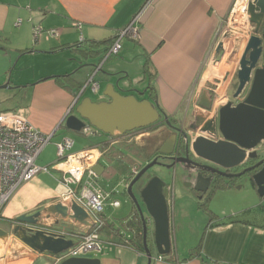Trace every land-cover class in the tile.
I'll use <instances>...</instances> for the list:
<instances>
[{"label":"crops","instance_id":"crops-1","mask_svg":"<svg viewBox=\"0 0 264 264\" xmlns=\"http://www.w3.org/2000/svg\"><path fill=\"white\" fill-rule=\"evenodd\" d=\"M248 2L0 0V72H3L0 74V84L5 83L1 88L10 89L6 85H9L11 78L12 84L21 86L17 95L22 100L12 110L20 111L34 128L44 134L51 133L56 126H59L56 131H68L60 122L80 90L86 87V91L97 99H93L86 91L85 96L100 101L105 99L103 91L109 84L115 85L122 94L155 100L166 115L180 121L177 112L189 106L193 107L194 114L197 108H202L198 100L203 95L208 98L213 91V96L228 93L248 34L242 40L241 52L233 56L226 53L225 48L217 51L216 45L221 40L220 34L229 29V22L225 23L229 18H233L235 29L239 32L248 31ZM244 5L246 12L243 11ZM232 8L234 13L230 15ZM130 23L136 32L133 36L124 37L119 51L104 59L103 48L108 46L106 42L113 40L116 33ZM36 26L43 31L35 38L33 29ZM48 29L57 30V35L47 37L45 30ZM82 40L97 42L100 53L85 58L87 60L82 58L71 49V46ZM23 59H27L29 65L18 68L13 76L9 71L7 77V68L12 66L13 61L17 64ZM100 64L94 78L98 82V90L93 92L87 81L95 66ZM14 67L11 68L13 71ZM70 72L78 80H83L82 87L76 93L64 86L57 76ZM212 82H216V85L209 89ZM11 92L15 90L11 89ZM167 100H176V103L171 108H165ZM179 100L182 101L177 104ZM181 104L182 107L176 109ZM199 133L197 129L196 134ZM96 134L101 139L93 147L101 150L98 164L103 167L101 174L97 175L99 184V179L106 177L107 168L112 162L103 155L106 148L118 145L132 160L127 170L117 175H107L106 178L107 190L114 192L117 189V193L122 192L134 164V158L127 149V143H132L119 135L120 144L117 136H109L100 131ZM64 136L67 134L60 139ZM57 163L55 161L51 164L52 169L60 172L56 180L45 183L41 178H32L15 191L2 208L1 228L9 230L13 219L19 214H30L58 200L63 188L60 165L54 168ZM242 188L244 192L238 194ZM185 191L195 197L194 189L186 187ZM214 194L216 197L225 195L226 202L214 211L209 201L210 211L216 216L211 220L205 212L207 217L202 235L199 237L198 228L191 227L192 235L196 234L195 239L189 240L187 244L182 243L174 236L171 223V252L161 260H153L151 264H264V196H259L250 182L243 184L239 180L233 182L232 186L218 189ZM112 195V198H116L115 192ZM177 201H173L172 205L175 213L184 209ZM127 205V215L131 216L132 209ZM197 209H200L198 205ZM54 221L55 217L46 220V223ZM60 227L73 229L76 225L74 220L60 218L57 224L48 228ZM100 238L103 244L102 255L98 257L100 264H146L144 252L118 245L116 238L107 231H101ZM197 245L200 246L199 250L190 256ZM156 255L154 250L153 257ZM55 259L53 254L31 249L10 231L7 236H0V264H58L54 262Z\"/></svg>","mask_w":264,"mask_h":264},{"label":"water","instance_id":"water-1","mask_svg":"<svg viewBox=\"0 0 264 264\" xmlns=\"http://www.w3.org/2000/svg\"><path fill=\"white\" fill-rule=\"evenodd\" d=\"M247 10L249 21L255 24L256 28L259 27L261 22H264V0H250L247 4ZM257 30L258 28L246 40L238 61V84L233 93V98H238L239 94L249 86L245 97L235 104L232 101H228L222 105L218 110L217 123L214 117L211 119L207 118L203 112L197 109L192 116L191 127H199L201 133L209 134L208 137L198 134L199 136L191 142L192 151L197 156L225 168L244 164L248 159L258 157L256 149L264 144V24L260 34L257 33ZM229 36H233L232 31L224 33L223 41L218 42L217 51L223 49L226 38ZM242 42L240 37H235L234 52L237 51ZM259 61L262 63L261 66L258 64ZM55 77L50 76V78ZM8 87L10 86L8 85ZM82 91L83 89L80 90L70 105L74 112H66L60 122L68 131L79 133L88 123L103 134L113 136L151 125L159 119L160 115L164 114L155 100L148 98L138 99L133 94H122L112 84H109L103 91L105 99L100 101H93L88 96L79 99ZM199 106L209 109L210 100L203 95L199 100ZM216 134L220 135L219 140L211 138L215 137ZM173 140L174 138L171 136L160 147L159 153H171ZM182 159L177 162L187 160L185 157ZM155 164L164 167L165 170L170 169L172 165H165L153 159L145 164L127 185V194L136 205L143 225L142 243L144 255L147 258L146 264H151L154 259L146 241L148 218L153 222V243L156 254L163 256L171 251L170 223L168 205L163 193L165 185L163 178L159 175H152L139 191V198L144 204L146 214L143 213L138 198L133 192L135 182ZM198 165L202 170L209 172L206 176L200 171L195 175L193 189L201 193L198 196L199 198L202 195L209 194L211 191L213 173L224 177H240L259 166L261 167L252 174L251 178L256 186L257 194L264 196V153L254 165L248 166L237 173L221 171L206 164ZM92 169L97 175H100L103 167L97 163L93 165ZM54 217V222L46 223V220ZM60 218L74 220L76 227L83 231L89 229L90 226L87 213L73 201L69 206L56 201L30 214H19L13 219L9 230L0 227V236H7L10 231L31 249L40 253L47 252L57 255L73 244L71 239L55 236L47 231V228L57 224ZM100 263L101 261L98 257L85 256L68 257L61 260L58 264Z\"/></svg>","mask_w":264,"mask_h":264},{"label":"built area","instance_id":"built-area-1","mask_svg":"<svg viewBox=\"0 0 264 264\" xmlns=\"http://www.w3.org/2000/svg\"><path fill=\"white\" fill-rule=\"evenodd\" d=\"M243 11L246 12L245 5ZM233 13L232 8L230 15ZM235 27L232 32L239 37L241 33ZM42 31L41 27H34V37L36 38ZM135 32L132 23L119 30L105 52L104 59L111 54H116L120 49L121 40L124 37L133 36ZM45 33L47 37H53L58 32L55 29H48ZM100 66L101 64L95 66L88 77V84L93 92L98 90V82L94 78ZM56 130L44 134L34 128L20 111H0V218L3 206L21 185L38 173L50 170L48 166L38 165L36 159ZM97 132L98 130L91 125H85L81 129L83 135H94ZM72 145L73 140L67 136H64L57 144V157L60 160L54 168L60 165L59 169L62 171L60 182L63 188L57 201L64 205H70L73 201L81 207L89 217L90 226L84 231L77 227L47 228V231L53 235L73 241L72 246L55 255V263L68 257H85L88 254L100 253L103 247L100 233L103 226L104 207L107 205L119 208L120 206V200L112 198V194L116 193L117 189L114 192L106 190L98 183V176L92 169L102 155L101 150L89 146L70 152ZM160 259L161 257L157 258V260Z\"/></svg>","mask_w":264,"mask_h":264},{"label":"flooded vegetation","instance_id":"flooded-vegetation-1","mask_svg":"<svg viewBox=\"0 0 264 264\" xmlns=\"http://www.w3.org/2000/svg\"><path fill=\"white\" fill-rule=\"evenodd\" d=\"M248 17H249V14H248ZM263 24H264V22H261L260 26L257 27L258 28V30H257L258 34L261 33V28H262ZM257 28H256L255 24L250 22V29H248L249 36L251 34H253L254 31ZM227 31H231V30H229L227 28L224 32H222V34H220V36H221V40L220 41H223V35ZM217 45H216V48H217ZM233 46H234V44H233ZM241 48H242V44L240 45V47L237 49L236 52H234V50H232V54L230 56H233L236 53L238 54V52H239V50ZM223 49H224V46H223ZM258 64H259V66H261V64H262L261 61H259ZM237 69H238V67H237ZM237 69H236V75L234 77V81L232 83L231 91L229 93L222 94L221 96H219L218 94L213 96V94H214V91H213V94H211V96L208 97V99L210 100V108L209 109L199 108L200 111L203 112L207 116V118L211 119V118L214 117L216 123H217L218 110H219V108L222 105H224L228 101H232L235 104L236 102L242 100L243 97H245V95L247 94V90H248L249 86L246 87L241 94H239L238 98H233V93L235 92V90L237 88V84H238ZM214 85H216V82H212L211 84H209L208 88L210 89V88L214 87ZM141 98H138V99H141ZM143 98H145V97H143ZM192 108L193 107L187 106V108L184 110V116H183V118H181L180 121L176 120L175 117L166 115L159 108L161 110V112L164 113L165 115L164 114L160 115L159 119L155 123H153L151 125H148V126H145V127H142V128H138V129H133L131 131H127V132H125L123 134H115V135H113L114 137L118 136V135L122 136V139H124L125 141H128V142H131L133 147H134L132 149V152H131L132 158H134V160H133L134 164L131 166L130 179L128 180L127 184L123 188L122 192L127 194V185L130 182V180L135 176V174L145 164L151 162L153 159H156L158 162H161L162 164H165V165L172 164L171 168L168 169V170H165V168L163 167L165 172L170 171V172H172V176H173L172 177V183L170 185L165 183L164 188H163V193L165 195L166 202H167V205L169 207V206L173 205L174 184H175L174 183V177L177 174V172H179L180 175H182V177H184L185 180H186V181L182 182V186L185 189H186V187L190 188V189H193V185H194L193 183L195 181V175H196L197 172L200 171L205 176L209 174V172H207L205 170H202L199 167L198 164H200V165H203V164L210 165V166L215 167V168H217V169H219L221 171L225 170L228 173H237V172H240L241 170H243L244 168H246L248 166L254 165L262 157V155L264 153V144H262L259 148L256 149L257 153H258V157L252 158V159H248L244 164H240V165H237V166L236 165L235 166H229L228 168H225V167H223V166H221V165H219L217 163L208 161L206 159H203V158L197 156L192 151L191 142L194 141V139L197 136H199L198 134H196L197 129H199V127H197V128H192L191 127V124L193 122V117L192 116H193V110H194ZM71 110L73 111V109L70 107L69 108V111H70L69 113H72ZM189 116L191 117L190 120H188ZM86 125H89V124L87 123ZM204 134H202V135L207 136V137L209 136V134L208 135L206 133H204ZM171 136H173V138H174L172 152L169 153V154H161V153H159L160 147ZM210 137H211V135H210ZM211 138H213L214 140H219L220 139V135L216 134L215 137H211ZM184 157L187 158V160L185 159L184 162L183 161L177 162L178 160H183L182 158H184ZM174 161H176V162L173 164ZM194 163H195V165H193ZM260 167L261 166H259V167L255 168V169H253L251 171H248L245 174H243V175H247L248 176V181L250 183H251V180H252V178H251L252 174ZM152 175L153 174L148 175V176H146L144 178H142L143 177L142 176L133 185V192L135 193V195L138 198V202H139V204L141 206V209H142V207H144V204L142 203L141 199L139 198V191H140L141 187L145 184V182L148 180V178H150ZM242 176H240V177H224V176H221L220 174L213 173L212 181H211V188L212 189L209 192V194L202 195V197L199 198L198 196L201 193L195 191V196L197 197V199H199V200H197V204H198V201L205 199L207 196L209 197V201H210L211 198H212V195L218 189L224 188L225 186H232L233 182H237L238 179H240ZM160 177H162V176H160ZM252 182H253V180H252ZM251 185L253 186V188L256 191L255 184L253 185L251 183ZM124 202L126 204H129L131 209H136V211H137V213L139 215V212H138V210L136 208V205L129 198L128 194H127V198L124 199ZM121 205H122V203L120 201V206ZM144 209H145V207H144ZM168 214H169V212H168ZM139 218H140V215H139ZM169 223H170V215H169ZM146 225H147V236H146L147 240L146 241L148 243L147 246L149 245L148 247H149L150 251L153 253L154 250H155L154 243H153V222H152V220L150 218H148ZM170 229H171V226H170ZM109 234H112V236L115 235L113 233H109ZM142 235H143V230H142ZM119 236H120V238H122L121 235H119ZM170 237H171V235H170ZM116 240H118V238H116ZM113 242L114 241L111 240L112 244H113ZM114 244H116V243H114ZM118 245H123V244L122 243H118ZM163 256L156 255L153 260H157L158 257L162 258Z\"/></svg>","mask_w":264,"mask_h":264},{"label":"rangeland","instance_id":"rangeland-1","mask_svg":"<svg viewBox=\"0 0 264 264\" xmlns=\"http://www.w3.org/2000/svg\"><path fill=\"white\" fill-rule=\"evenodd\" d=\"M236 16H237V14H234V17H236ZM227 22H229V25H230L229 26V30L233 31L234 27L236 26L235 25L236 23H234L235 21L233 20V18H232V20H231V18H229L228 20H226L225 23L227 24ZM226 24H225V26H226ZM239 33H241L239 35L241 40H244L247 37L248 31L247 32L246 31L243 32V30H242ZM237 35L238 34L233 33V36L227 37L226 38V42L223 45L224 48H225V52L228 53L229 55L232 54L233 42L235 40V37H237ZM239 52H241V50H239ZM97 61H98V59H97ZM27 63H28L27 59L26 60L23 59V60L19 61L17 64H16V61L14 60L13 63H12V66L7 68L8 69L7 77H8L9 71L11 72V76H13L12 74H14L18 70V68H23L26 65H29ZM13 67H14V71L11 69ZM26 68H28V66ZM2 73L3 72H0V74H2ZM9 75H10V73H9ZM72 78L74 80H77L76 76H73ZM72 78H70V79H72ZM7 81H9V79H7ZM81 81L83 82V80H81ZM70 82L72 83L73 81L70 80ZM12 83H13V78H11V81L9 83L10 89H6L5 88L6 90L4 88H1V86H4L5 83L4 84L3 83L0 84V111L2 109L12 110V109H14V107L20 105V101L22 99H20L17 94H18V91L21 89V86L14 85ZM6 87H8V85H6ZM71 87H73L75 89L77 88L76 86H72V84H71ZM231 88H232V84L229 87L228 93L231 91ZM11 89L15 90V92L12 93ZM86 93L89 96H91L93 99H97V97L95 95H93L92 93H89L88 90L86 91ZM181 101L182 100H179L177 102V104L180 103ZM175 103H176V100H167L164 103V107L165 108H171L172 106L175 105ZM181 107H182V104H181V106L178 105L176 107V109L177 108H181ZM71 112H74V111L71 110ZM177 113H178L180 118H183L184 111L182 109L179 110V112H177ZM100 133H102V132H100ZM64 134H67V137L69 139L73 140V145H72L71 149L69 150L70 152L75 151L76 149L79 150L80 148H84V147H88V146H95V144L101 139V136H98L97 134L96 135H91V136H89V135L85 136V135H83L81 133H77V132H73V131L63 132L62 129H59L58 131H56L55 135L52 136L51 139L43 147V149H42V151L40 153V156L38 158V161H37L39 163L38 165H40V166H48V168H50V170L48 172H40V173H38L36 176L33 177V179L34 178H41V179H43L42 180L43 182L50 183V182L56 180L58 177H60V172L52 169V165L51 164L53 162H55V161H59L60 160L57 157V144L61 141L60 138ZM116 139H117V142H118V136H117ZM118 143L120 144V142H118ZM127 144H128V147H132L130 149L127 147L128 152L131 153V150L134 147H133V145H131L129 143H127ZM117 146L118 145H115V147H117ZM151 174L162 176L164 182L166 184H168V185H170L172 183V177H173L172 176V172H170V171L165 172L163 167L158 165V164H155V165L151 166L146 171V173L143 175L142 178H144V177H146L148 175H151ZM106 178L107 177L104 176V177L100 178L99 181H100V184L107 190V180H106ZM238 180L241 181V183H243V184H248V182H249L247 175H243ZM183 181H186L185 178L182 177V175H180L179 172H177V174L174 177V183L175 184H174V199H173V201L176 202L178 200L177 203L179 204V202H180L181 203L180 207H182L184 209L183 210L180 209V210H178L175 213V211L173 210V206L172 207L169 206L168 207V212L170 214V226H171V223L173 224L174 236H176V238L179 239V241H182V243L184 242L185 244H187V242L189 240L193 241L195 239V237H196L195 236L196 234L192 235L191 227H194L195 229L198 228L197 230L200 232V233L198 232L199 233V237L202 235V232H203L202 229L204 228V224L206 222L207 215H206L204 210L197 209V200L198 199H197L196 196L194 197V195L190 196L187 193V191H185V188L182 186V182ZM238 192H239L238 194H241L242 192H244V189L242 188ZM14 193H16V192H14ZM115 195H116V198L121 201L122 205L119 208H112V207H108L106 205L104 207V212H105L106 215L108 213L110 216H114V217H116V216L117 217L125 216L127 214V210L129 209V206L124 202V199L127 198V194H125L124 192H118V193L116 192ZM217 196L218 197H216V195L213 194V197L211 198V201H210V207L214 211L218 207L221 208L222 205L226 202L225 195H223L224 197H219V195H217ZM142 211H143L144 214H146V211H145L144 207H142ZM172 211H174V212H172ZM101 255H102V252H101V254L100 253L93 254V255L92 254L91 255L88 254V255H86V257L87 256L88 257H94V256L100 257Z\"/></svg>","mask_w":264,"mask_h":264},{"label":"trees","instance_id":"trees-1","mask_svg":"<svg viewBox=\"0 0 264 264\" xmlns=\"http://www.w3.org/2000/svg\"><path fill=\"white\" fill-rule=\"evenodd\" d=\"M113 40H109L106 42L108 46L103 48L104 50L103 53L107 51V49L110 46V43L112 44ZM84 43H85V46H84ZM97 47H98L97 42H87V41L82 40V41H79L78 44H76L75 46H71V49L75 50L78 55H80L82 58L85 59V58H92L96 54L100 53ZM57 76H58V79L61 80V83H63V85L66 86L68 89H71L74 93H76L82 87V81L78 79L77 81L72 78L74 76L73 72L65 73L63 75H57ZM70 80H72L73 82L71 83ZM71 84L72 86H76L77 88L75 89L71 87ZM85 91H86V87L83 89L79 99L85 96ZM103 155L105 156L106 160H108L109 162L112 161L111 164H109L107 168L108 169L107 175H117L120 172H124L125 170H127V165H129V163H132L131 158L127 157L128 155L126 154V152L123 151L119 146L106 148L103 152ZM129 179L130 177L127 180ZM251 183L254 185L252 180H251ZM208 203H209V197L207 196L205 199L198 201L197 205L200 209L207 212L209 217L212 220L216 215L210 211ZM131 213H132L131 216H128L126 214L125 216L114 217L108 214L106 215L104 212L103 213L104 214L103 215V226L101 228V231L105 230L107 231L108 234L113 233L115 234L114 236L118 238L117 241L119 243H122L123 245L127 247L134 248L135 250L139 252H144L143 243H142V230H143L142 222H141V219L139 218V215L136 209H132ZM211 220H209V224ZM119 235H121L122 238H120ZM199 247L200 246L197 245L191 251L190 256L197 253V251L199 250Z\"/></svg>","mask_w":264,"mask_h":264},{"label":"bare ground","instance_id":"bare-ground-1","mask_svg":"<svg viewBox=\"0 0 264 264\" xmlns=\"http://www.w3.org/2000/svg\"><path fill=\"white\" fill-rule=\"evenodd\" d=\"M242 6V5H241ZM235 7V6H234ZM236 14H238V12L236 13Z\"/></svg>","mask_w":264,"mask_h":264}]
</instances>
